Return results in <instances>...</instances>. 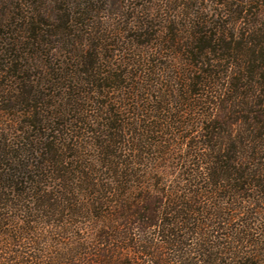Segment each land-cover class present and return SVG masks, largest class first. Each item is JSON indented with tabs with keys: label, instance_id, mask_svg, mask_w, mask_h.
<instances>
[{
	"label": "trees",
	"instance_id": "16d2710c",
	"mask_svg": "<svg viewBox=\"0 0 264 264\" xmlns=\"http://www.w3.org/2000/svg\"><path fill=\"white\" fill-rule=\"evenodd\" d=\"M181 3L9 1L0 264H264V0Z\"/></svg>",
	"mask_w": 264,
	"mask_h": 264
},
{
	"label": "rangeland",
	"instance_id": "374dc122",
	"mask_svg": "<svg viewBox=\"0 0 264 264\" xmlns=\"http://www.w3.org/2000/svg\"><path fill=\"white\" fill-rule=\"evenodd\" d=\"M9 1L10 0H0V17H2L4 12H7V9L10 8ZM112 1L114 2L115 6L123 5L125 3L127 4V6L130 5L131 7H134L136 4L141 2L143 4L142 8L148 11L150 16H152L153 14V17H156V18H153L154 20L153 23L155 22L157 24L159 20L160 22H162L161 18H164V17L166 18V16H168L167 20L172 19V17H174V19L176 20H179L180 17H182V19L185 18L184 16L178 15L179 13L178 10L180 8H183V9H180V11L182 10L183 12H187L189 11V8L186 6V4L185 6L183 5V7H181L180 6L182 5L181 2H185V3L190 2L192 3V5L195 4L196 6L193 5L192 7L193 10L197 9L198 11H200L201 10L200 7L204 8L202 10H204V13L207 12L206 14H208L209 18L211 17L209 16L211 11L215 8H218V6L215 5V2L217 0H112ZM47 3L48 1L46 2V4ZM108 3H109V0H106V1L103 0V3H102V0H94L95 8H102V7L108 8L106 7ZM49 4H54V1H49ZM204 13H202V15ZM223 19H225V16L222 17V20ZM234 27L238 29L237 20L234 22Z\"/></svg>",
	"mask_w": 264,
	"mask_h": 264
}]
</instances>
